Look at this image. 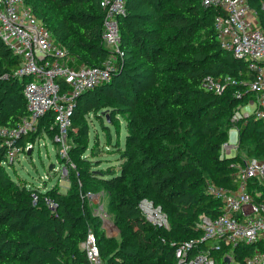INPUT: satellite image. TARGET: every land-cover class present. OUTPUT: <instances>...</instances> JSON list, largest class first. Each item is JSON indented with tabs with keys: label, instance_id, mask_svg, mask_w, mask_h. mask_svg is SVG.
I'll list each match as a JSON object with an SVG mask.
<instances>
[{
	"label": "trees",
	"instance_id": "1",
	"mask_svg": "<svg viewBox=\"0 0 264 264\" xmlns=\"http://www.w3.org/2000/svg\"><path fill=\"white\" fill-rule=\"evenodd\" d=\"M22 1L74 60L71 67H99L112 55L101 38L102 0ZM201 1H127L115 69L109 81L78 98L72 113L67 164L74 159L75 168L65 193L59 178L49 189L31 186L13 166L2 165L0 151V264H87L81 244L89 231L104 264H177L175 247L202 235L200 218L221 214V202L208 188H237L243 160L239 154L220 158V150L235 109L253 98L252 74L246 60L220 48L213 26L218 12ZM246 1L264 27V0ZM19 67L20 59L0 40V127H16L29 115ZM208 76L235 84L219 95L206 87ZM87 115L99 124L102 144L96 133L89 140ZM53 120L51 114L42 118L19 144L44 137L53 142ZM237 127L238 148L246 150L243 142L251 138L247 154L264 160V122L249 117ZM102 153L114 158L107 161ZM54 168L50 175L56 178ZM101 192L118 239L107 236L87 198ZM249 192L264 201V187L256 181ZM144 201L161 210L167 228L146 218ZM251 252L237 247L235 261L243 264Z\"/></svg>",
	"mask_w": 264,
	"mask_h": 264
},
{
	"label": "built area",
	"instance_id": "2",
	"mask_svg": "<svg viewBox=\"0 0 264 264\" xmlns=\"http://www.w3.org/2000/svg\"><path fill=\"white\" fill-rule=\"evenodd\" d=\"M127 1L102 0L100 3L104 10L101 38L112 54L110 58L99 67H71L74 60L55 44L31 7L22 0H0V40L20 59L16 76L25 80L22 94L29 112L16 127H0V151L5 154L2 161L5 168L13 166L20 155H31L35 145H41V138L23 145L19 142L34 134L38 122L51 114L55 125L51 143L59 148L60 159L64 160L54 171L57 178L67 180L72 167L67 164L72 113L78 98L109 81L115 69L114 57L120 52L119 19L126 15ZM201 4L204 9L211 8L218 12L213 26L220 48L236 59L246 60L252 74L248 90L253 98L247 104L238 106L232 114L228 141L220 150V158H224L237 147L239 122L249 117L264 122V27L253 25L256 22L251 19V12L257 21L259 18L246 0H202ZM262 10L264 22V4ZM204 83L209 90L220 95L228 84L234 85L235 81L208 76ZM236 94L239 96L240 93ZM235 176L237 188L234 191L215 186L208 188L213 198L221 202V214L212 219L205 216L200 218L197 228L202 235L175 247L177 264H215L214 254L222 257L223 264H238L235 261L237 247L252 248V252L243 257V264H264V201L256 202L249 192L250 182L256 181L264 187V160H243ZM94 197L99 196L87 194L89 201ZM94 203L97 204L94 214L101 220L105 233L118 231L103 203ZM151 210L164 222L158 225L167 228V220L161 210L154 207ZM81 249L87 264H104L92 232L87 233Z\"/></svg>",
	"mask_w": 264,
	"mask_h": 264
},
{
	"label": "rangeland",
	"instance_id": "3",
	"mask_svg": "<svg viewBox=\"0 0 264 264\" xmlns=\"http://www.w3.org/2000/svg\"><path fill=\"white\" fill-rule=\"evenodd\" d=\"M251 19L256 22V24H253L254 26H257L259 24V20L257 21V18L253 13L251 12ZM247 104V103H246ZM87 123H88V138L90 141L93 139L94 133L99 135L100 144L103 143V136L102 132L100 130L99 124L96 122V119L92 115H87L86 117ZM78 132V129H74V134ZM250 133H247V137H249ZM75 138V137H74ZM41 142L39 144L41 145H35L32 154L31 155H20L18 157V160H16L13 164V168L16 171V174L23 180L27 181L31 186L35 187H41L42 185H46L47 189H49L56 181L57 176L53 174L50 175L49 167L51 165H54L55 167H58V159L61 158V154L59 153V148L55 145H53L47 138H41ZM251 139V138H249ZM248 140L244 141L246 150H242L241 148H238L239 144V130H238V144L237 147L230 151L228 154V157L237 156L240 155L241 160L244 159H252L250 155L247 154V150L252 148L251 142ZM74 140V139H73ZM75 141V140H74ZM73 141V142H74ZM44 143V144H43ZM93 143V141H92ZM241 149V151H240ZM101 158H108L110 161L112 160V156H107L104 153H102ZM243 162V161H242ZM53 166V167H54ZM72 168H75V160L73 159V163L71 164ZM11 169V168H10ZM8 170L10 174H12V170ZM13 176V174H12ZM59 185L61 186V192L65 193L66 189L69 187V182L67 180H59ZM99 197H94L91 201L92 204L97 205L95 202H103L104 209L106 210L107 205V196L105 193L98 194ZM104 200V201H103ZM89 201V202H90ZM152 203L150 201H144L141 204V209L143 213L146 215L147 219L154 225H158L159 223H164L161 220L158 219V217L155 215V213L151 210L152 207H155L152 205V207L149 205ZM93 207V206H92ZM94 209V207H93ZM110 218H111V212ZM161 221V222H160ZM118 234V233H117ZM114 239H118V235L112 236ZM215 264H223L221 260L219 259L218 254H214Z\"/></svg>",
	"mask_w": 264,
	"mask_h": 264
},
{
	"label": "crops",
	"instance_id": "4",
	"mask_svg": "<svg viewBox=\"0 0 264 264\" xmlns=\"http://www.w3.org/2000/svg\"><path fill=\"white\" fill-rule=\"evenodd\" d=\"M103 201H104V200H103ZM102 203H103V202H102ZM117 233H118V231L113 232V234H107V236H108V237L116 236V235H118Z\"/></svg>",
	"mask_w": 264,
	"mask_h": 264
},
{
	"label": "water",
	"instance_id": "5",
	"mask_svg": "<svg viewBox=\"0 0 264 264\" xmlns=\"http://www.w3.org/2000/svg\"><path fill=\"white\" fill-rule=\"evenodd\" d=\"M106 120H107V122L109 121V119H108V117H106ZM29 154V153H28ZM53 169V165H51L50 167H49V171H51Z\"/></svg>",
	"mask_w": 264,
	"mask_h": 264
}]
</instances>
